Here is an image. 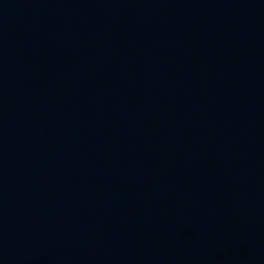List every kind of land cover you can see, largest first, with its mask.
Listing matches in <instances>:
<instances>
[{
	"label": "water",
	"instance_id": "1",
	"mask_svg": "<svg viewBox=\"0 0 264 264\" xmlns=\"http://www.w3.org/2000/svg\"><path fill=\"white\" fill-rule=\"evenodd\" d=\"M0 264H264V0H0Z\"/></svg>",
	"mask_w": 264,
	"mask_h": 264
}]
</instances>
